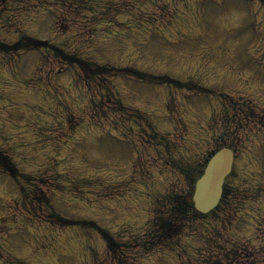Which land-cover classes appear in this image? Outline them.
Masks as SVG:
<instances>
[{"label":"rangeland","instance_id":"1","mask_svg":"<svg viewBox=\"0 0 264 264\" xmlns=\"http://www.w3.org/2000/svg\"><path fill=\"white\" fill-rule=\"evenodd\" d=\"M221 131L229 196L169 235ZM0 264H264V4L0 0Z\"/></svg>","mask_w":264,"mask_h":264},{"label":"water","instance_id":"2","mask_svg":"<svg viewBox=\"0 0 264 264\" xmlns=\"http://www.w3.org/2000/svg\"><path fill=\"white\" fill-rule=\"evenodd\" d=\"M232 154L228 149L219 151L209 162L205 175L198 182L195 201L201 210L212 207L220 194L223 176L229 171Z\"/></svg>","mask_w":264,"mask_h":264},{"label":"trees","instance_id":"3","mask_svg":"<svg viewBox=\"0 0 264 264\" xmlns=\"http://www.w3.org/2000/svg\"><path fill=\"white\" fill-rule=\"evenodd\" d=\"M228 190V189H227ZM177 198L173 201L174 209H181L182 212H190L191 214L193 211L196 213L195 209L193 208L192 204H188L184 202V198L182 196H176ZM164 224L167 225L168 229H172L175 224L178 222L177 215H174L173 213L169 214L168 217H165L163 219Z\"/></svg>","mask_w":264,"mask_h":264}]
</instances>
